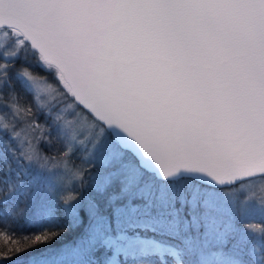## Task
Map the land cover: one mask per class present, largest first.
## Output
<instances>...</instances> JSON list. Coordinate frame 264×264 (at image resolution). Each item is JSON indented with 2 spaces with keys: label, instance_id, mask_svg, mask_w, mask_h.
I'll return each mask as SVG.
<instances>
[{
  "label": "snow or ice",
  "instance_id": "1",
  "mask_svg": "<svg viewBox=\"0 0 264 264\" xmlns=\"http://www.w3.org/2000/svg\"><path fill=\"white\" fill-rule=\"evenodd\" d=\"M14 260L264 264V0H0Z\"/></svg>",
  "mask_w": 264,
  "mask_h": 264
},
{
  "label": "trees",
  "instance_id": "2",
  "mask_svg": "<svg viewBox=\"0 0 264 264\" xmlns=\"http://www.w3.org/2000/svg\"><path fill=\"white\" fill-rule=\"evenodd\" d=\"M57 243H59V242H57ZM24 255H25V256H27V255H28V253H25ZM11 264H17V261H16V260H14L13 262H11Z\"/></svg>",
  "mask_w": 264,
  "mask_h": 264
}]
</instances>
